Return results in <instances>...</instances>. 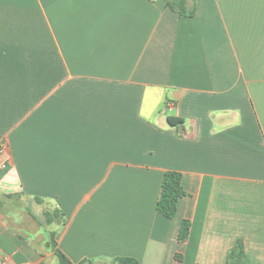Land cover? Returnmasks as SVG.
I'll return each mask as SVG.
<instances>
[{"label":"crops","instance_id":"crops-1","mask_svg":"<svg viewBox=\"0 0 264 264\" xmlns=\"http://www.w3.org/2000/svg\"><path fill=\"white\" fill-rule=\"evenodd\" d=\"M187 5L0 0L7 264H57L51 231L73 263L264 264V0ZM168 170L186 192L171 219Z\"/></svg>","mask_w":264,"mask_h":264},{"label":"trees","instance_id":"trees-1","mask_svg":"<svg viewBox=\"0 0 264 264\" xmlns=\"http://www.w3.org/2000/svg\"><path fill=\"white\" fill-rule=\"evenodd\" d=\"M167 5L174 11L183 15H192L193 9L187 5V0H165ZM168 121L172 125L180 123L182 120L178 118L168 117ZM186 194L182 186V175L178 171L168 170L164 173L160 194L157 200L156 210L167 218H173L177 210L178 200ZM37 202H42V198L35 196ZM44 221L52 223L53 221L64 222V214L58 208H50L43 211ZM189 230V223L183 220L179 230V239H184ZM55 232L49 233V246L53 251L57 264H84V262L73 263L58 247L55 241ZM245 257L240 241L236 243L229 253V259L236 260ZM115 264H139V262L131 257H118L114 259Z\"/></svg>","mask_w":264,"mask_h":264},{"label":"built area","instance_id":"built-area-1","mask_svg":"<svg viewBox=\"0 0 264 264\" xmlns=\"http://www.w3.org/2000/svg\"><path fill=\"white\" fill-rule=\"evenodd\" d=\"M5 145L2 144L0 145V153L5 149ZM6 161L5 160H0V170H3L6 168ZM0 264H7V259L6 257L2 256L0 253Z\"/></svg>","mask_w":264,"mask_h":264},{"label":"water","instance_id":"water-1","mask_svg":"<svg viewBox=\"0 0 264 264\" xmlns=\"http://www.w3.org/2000/svg\"><path fill=\"white\" fill-rule=\"evenodd\" d=\"M180 127V126H179Z\"/></svg>","mask_w":264,"mask_h":264}]
</instances>
